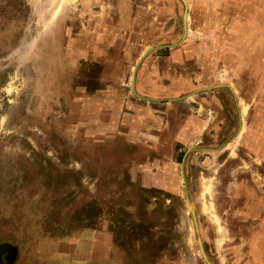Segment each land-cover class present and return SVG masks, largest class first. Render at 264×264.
I'll return each mask as SVG.
<instances>
[{
  "label": "rangeland",
  "instance_id": "rangeland-1",
  "mask_svg": "<svg viewBox=\"0 0 264 264\" xmlns=\"http://www.w3.org/2000/svg\"><path fill=\"white\" fill-rule=\"evenodd\" d=\"M256 12L0 0V262L91 231L114 264H264V61L237 21Z\"/></svg>",
  "mask_w": 264,
  "mask_h": 264
},
{
  "label": "crops",
  "instance_id": "crops-1",
  "mask_svg": "<svg viewBox=\"0 0 264 264\" xmlns=\"http://www.w3.org/2000/svg\"><path fill=\"white\" fill-rule=\"evenodd\" d=\"M245 2L257 9L256 16L244 14L239 17L241 24V40L242 51H253L256 60L264 61V0H245ZM238 17H234L237 19ZM251 28V29H250ZM86 236H82L81 244L73 245L72 243L52 237H44L37 243L33 242L29 247L17 246L12 253L13 259L7 263L0 264H47L45 260L52 252L61 253L67 256L69 264H114V246L109 251L99 238H95V233L84 231ZM98 236V235H97ZM99 237V236H98ZM23 248H27L23 250ZM112 257L110 258V253ZM107 254L105 259L104 254ZM96 259V260H94Z\"/></svg>",
  "mask_w": 264,
  "mask_h": 264
},
{
  "label": "water",
  "instance_id": "water-1",
  "mask_svg": "<svg viewBox=\"0 0 264 264\" xmlns=\"http://www.w3.org/2000/svg\"><path fill=\"white\" fill-rule=\"evenodd\" d=\"M182 21H183V36H184V34H185V28H186V25H185V11H183V14H182ZM157 47H160V45L155 46V47H153V48H157ZM153 48H151V49H153ZM151 49H149V50H151ZM134 71H135V69H134L133 72H132L131 91H132L136 96H138V97H140V98H145V99L152 100V101H161L162 99L140 96V95H138V94L134 91V85H133V81H134V80H133V79H134ZM201 89H204V88H201ZM192 93H193V92H189V93H187V94H185V95L192 94ZM180 98H182V96H180V97H175V98H167V100H177V99H180ZM239 127H240V118L238 117V127H237V131H238ZM237 131H236V133H237ZM236 133H235L234 135H236ZM234 135H233V136H234ZM226 142H227V141H226ZM226 142H225V144H226ZM195 149H197V148H195ZM212 150H216V148H212ZM188 151H189V150H187V152H188ZM183 161H184V156H183V158H182V160H181V166L183 165ZM181 174H182V178H183V172H182V169H181ZM184 192H185V194H186V191H184ZM185 198H186V195H185ZM186 200H187V198H186ZM4 245H5V244H0V249L3 248Z\"/></svg>",
  "mask_w": 264,
  "mask_h": 264
}]
</instances>
